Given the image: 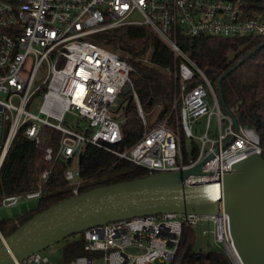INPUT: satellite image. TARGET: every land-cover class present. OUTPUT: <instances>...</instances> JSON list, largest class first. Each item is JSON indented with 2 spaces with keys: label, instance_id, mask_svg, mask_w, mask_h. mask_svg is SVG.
<instances>
[{
  "label": "built area",
  "instance_id": "obj_1",
  "mask_svg": "<svg viewBox=\"0 0 264 264\" xmlns=\"http://www.w3.org/2000/svg\"><path fill=\"white\" fill-rule=\"evenodd\" d=\"M136 12L141 20L132 17ZM123 25L147 26L174 55L177 92L165 117L151 126L132 86L128 56L91 39ZM180 35L264 36V0H0V166L17 134L39 146L45 127L60 133L57 148L45 147L46 161L80 158L92 144L149 174L197 166L199 172L184 180L187 186L221 182L236 162L262 155L258 133L239 123L233 109L222 111L209 79L179 47ZM126 84L130 90L123 94ZM121 94L131 95L144 126L125 147ZM67 113L74 116V125L64 123ZM203 116L206 129L197 136L193 125ZM213 116L216 131L211 134ZM48 175L45 170L34 190L3 196L1 205L40 197ZM64 179L70 196L82 193L79 170L68 166ZM202 220H208L202 234L211 236L213 250L230 264H243L221 206L216 214L165 212L96 225L79 235L84 251L98 257L84 254L59 264H180L198 251L187 243V234ZM14 264L52 263L39 251Z\"/></svg>",
  "mask_w": 264,
  "mask_h": 264
},
{
  "label": "trees",
  "instance_id": "obj_2",
  "mask_svg": "<svg viewBox=\"0 0 264 264\" xmlns=\"http://www.w3.org/2000/svg\"><path fill=\"white\" fill-rule=\"evenodd\" d=\"M91 39L108 49L128 56L133 67L131 82L144 112L151 113L158 107L148 126L165 117L172 107L177 92L173 76L175 59L173 52L152 30L145 25H123L91 35ZM179 47L204 72L219 97L221 108L233 109L239 123L252 127L260 137L264 156V36L224 38L219 36H178ZM147 60L144 61L143 59ZM195 83H191L190 86ZM124 122L121 126V146H129L142 134L144 126L129 95H123ZM152 114H150L151 116ZM149 116V117H150ZM60 133L50 127L44 128L42 145L36 146L22 133L16 135L0 166V205L3 196L34 190L41 182L40 176L49 170L48 178L42 180V193L33 209L15 219L0 218V233L9 235L19 224L41 210L68 198L71 189L64 179L67 162L44 159L45 147L57 148ZM194 148H196L194 146ZM78 170L84 180L81 192L91 188L124 180L148 176L149 172L101 148L88 144L82 150ZM194 231L187 234L191 246ZM63 261L80 255L98 257L84 251L80 235L65 238ZM180 264H230L227 257L217 251H194Z\"/></svg>",
  "mask_w": 264,
  "mask_h": 264
},
{
  "label": "water",
  "instance_id": "obj_3",
  "mask_svg": "<svg viewBox=\"0 0 264 264\" xmlns=\"http://www.w3.org/2000/svg\"><path fill=\"white\" fill-rule=\"evenodd\" d=\"M130 85L123 87L128 94ZM129 95L127 105L131 103ZM197 166L149 174L91 188L61 200L0 233V264H14L71 235L108 222L165 212L216 214L229 218L230 234L243 264H264V157L249 155L233 164L221 182L187 186ZM97 264H103L97 262Z\"/></svg>",
  "mask_w": 264,
  "mask_h": 264
},
{
  "label": "rangeland",
  "instance_id": "obj_4",
  "mask_svg": "<svg viewBox=\"0 0 264 264\" xmlns=\"http://www.w3.org/2000/svg\"><path fill=\"white\" fill-rule=\"evenodd\" d=\"M132 17L138 20L142 19V16L137 12L134 13ZM31 110L36 111V108L34 105L31 107ZM121 111L122 110L120 109L119 112ZM157 111H158V107H154L151 113L145 112L148 115L147 116L148 120H152L155 116V113H157ZM222 111L224 112L225 110L222 109ZM150 114L152 115L150 116ZM74 122H75L74 116L67 113L65 115L64 123L66 124L69 123V124L74 125ZM206 124H207V116L198 118L193 125V133L196 134L197 136L201 135L206 129ZM215 131H216V120H215V117L213 116L210 119V132L212 134ZM186 143L189 144L190 141H187ZM78 166H79V157H75L71 161L69 165V169L72 172H76V170H78ZM37 200L38 198L36 197L19 198L18 201L11 206L0 205V218L1 219H10V218L15 219L21 216L25 211L33 209L37 204ZM207 223H208V220H202L199 226L195 228V231H194L195 237L193 239V244L191 245L192 248L195 250L201 249L202 251H208V250H213L215 248L214 245L211 243V236L209 234H206V235L202 234L203 227ZM75 235L78 236L79 233ZM65 243H66V240L62 239L48 246L47 248L41 250L40 254L43 256H46L51 261L52 264L62 263L63 262L62 251H63V246Z\"/></svg>",
  "mask_w": 264,
  "mask_h": 264
}]
</instances>
